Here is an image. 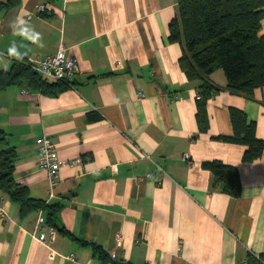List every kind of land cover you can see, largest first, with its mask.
<instances>
[{
    "label": "crops",
    "instance_id": "crops-1",
    "mask_svg": "<svg viewBox=\"0 0 264 264\" xmlns=\"http://www.w3.org/2000/svg\"><path fill=\"white\" fill-rule=\"evenodd\" d=\"M12 1L0 7V72L64 48L78 73L55 95L25 79L0 91L15 181L56 207L57 231L50 258L35 237L43 212L22 215L0 191V264H71L69 255L83 264H246L248 256L264 264V153L246 163V146L217 140L233 136L231 108L264 140V87L250 96L232 92L215 70L209 82L219 91L205 100L201 132L200 83L186 79L181 46L168 40L177 0ZM18 19L40 34L38 42L19 34ZM13 46L19 57L9 53ZM43 136L69 163L50 200L38 168ZM209 162L237 168L239 198L203 169Z\"/></svg>",
    "mask_w": 264,
    "mask_h": 264
},
{
    "label": "trees",
    "instance_id": "trees-1",
    "mask_svg": "<svg viewBox=\"0 0 264 264\" xmlns=\"http://www.w3.org/2000/svg\"><path fill=\"white\" fill-rule=\"evenodd\" d=\"M14 1L0 3L1 8H11ZM264 19V0H177V14L169 24L171 43L181 46L178 66L189 82H199L196 120L201 132L207 130L205 100L219 91L210 84L209 76L221 69L226 77V88L232 92L250 96L264 87V37L260 34ZM27 80L43 94L55 95L73 86L60 82H47L29 67L17 62L8 71L0 72V91L10 85ZM233 126L232 137L217 140L247 147L243 161L252 162L264 153V140L255 136L254 122L237 109H230ZM15 151L8 145L7 135L0 130V191L17 204L22 215L41 210L45 225L53 227L56 207L34 200L26 187L14 178ZM217 182L223 184L226 193L234 198L241 196V183L237 168L220 162L202 165ZM54 228V227H53ZM99 252V248L95 247ZM105 259V258H104ZM246 264H263L262 258L248 256Z\"/></svg>",
    "mask_w": 264,
    "mask_h": 264
},
{
    "label": "built area",
    "instance_id": "built-area-1",
    "mask_svg": "<svg viewBox=\"0 0 264 264\" xmlns=\"http://www.w3.org/2000/svg\"><path fill=\"white\" fill-rule=\"evenodd\" d=\"M40 12L45 10L44 7L39 8ZM31 17L28 16L27 19ZM22 64L29 67L37 76L47 82H60L67 85H72L74 78L78 73V64L73 59L66 55V50L60 48L55 55L46 56H31L27 59L20 60ZM25 92V91H23ZM200 99V97H197ZM38 152V168L44 173L49 184V200L53 197V189L58 181V172L62 166L68 165V162L60 161L51 139L43 136L36 140ZM39 228L36 240L45 245L50 250V258H54L56 253L51 249L55 240L57 231L53 227L45 225V218L42 213L37 219ZM122 237L115 236V245L121 246ZM71 264H83L78 262L74 255L66 257ZM104 264H112L110 262Z\"/></svg>",
    "mask_w": 264,
    "mask_h": 264
},
{
    "label": "clouds",
    "instance_id": "clouds-1",
    "mask_svg": "<svg viewBox=\"0 0 264 264\" xmlns=\"http://www.w3.org/2000/svg\"><path fill=\"white\" fill-rule=\"evenodd\" d=\"M17 22L19 25H21V27H19V29H18L19 34L25 36L27 39H29L33 42H38L40 40V34L35 32L30 27H28L27 22L25 20L18 19ZM9 53L16 55L17 57H19V55H20L14 46L9 48Z\"/></svg>",
    "mask_w": 264,
    "mask_h": 264
}]
</instances>
